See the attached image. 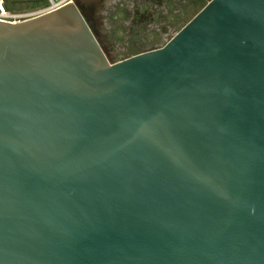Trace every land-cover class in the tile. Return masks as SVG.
I'll use <instances>...</instances> for the list:
<instances>
[{
	"label": "water",
	"instance_id": "95a60500",
	"mask_svg": "<svg viewBox=\"0 0 264 264\" xmlns=\"http://www.w3.org/2000/svg\"><path fill=\"white\" fill-rule=\"evenodd\" d=\"M0 264H264V0L115 64L76 4L0 21Z\"/></svg>",
	"mask_w": 264,
	"mask_h": 264
},
{
	"label": "rangeland",
	"instance_id": "374dc122",
	"mask_svg": "<svg viewBox=\"0 0 264 264\" xmlns=\"http://www.w3.org/2000/svg\"><path fill=\"white\" fill-rule=\"evenodd\" d=\"M213 0H77L112 63L166 45ZM6 2V1H5ZM13 12H28L45 0H7Z\"/></svg>",
	"mask_w": 264,
	"mask_h": 264
},
{
	"label": "built area",
	"instance_id": "2783aa9c",
	"mask_svg": "<svg viewBox=\"0 0 264 264\" xmlns=\"http://www.w3.org/2000/svg\"><path fill=\"white\" fill-rule=\"evenodd\" d=\"M76 2H77V0H45L44 4L40 5L39 7L35 8L31 11L13 12L10 9H8L5 0H0V21L1 22H7V23H14V24L22 23V22H25V21H28L31 19H35V18L44 16V15H47L49 13H52V12L66 6L68 4H76ZM177 34L178 33H176L173 36V38ZM166 45H164L163 47H165ZM163 47L158 48L156 50L162 49ZM110 63H112V62L110 61ZM117 63H119V62H117ZM112 64H115V63H112Z\"/></svg>",
	"mask_w": 264,
	"mask_h": 264
},
{
	"label": "crops",
	"instance_id": "0c3cea01",
	"mask_svg": "<svg viewBox=\"0 0 264 264\" xmlns=\"http://www.w3.org/2000/svg\"><path fill=\"white\" fill-rule=\"evenodd\" d=\"M7 2V0H5ZM7 4V3H6ZM42 5V4H41ZM37 8V7H36ZM35 9V8H34Z\"/></svg>",
	"mask_w": 264,
	"mask_h": 264
}]
</instances>
